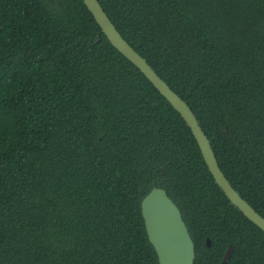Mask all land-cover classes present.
Segmentation results:
<instances>
[{
  "label": "trees",
  "instance_id": "obj_1",
  "mask_svg": "<svg viewBox=\"0 0 264 264\" xmlns=\"http://www.w3.org/2000/svg\"><path fill=\"white\" fill-rule=\"evenodd\" d=\"M99 2L264 216V0ZM154 187L182 211L194 264L230 246L226 264H264V231L84 1L0 0V264H160L141 208Z\"/></svg>",
  "mask_w": 264,
  "mask_h": 264
},
{
  "label": "water",
  "instance_id": "obj_2",
  "mask_svg": "<svg viewBox=\"0 0 264 264\" xmlns=\"http://www.w3.org/2000/svg\"><path fill=\"white\" fill-rule=\"evenodd\" d=\"M83 1L111 44L140 69L185 119L200 147L211 174L227 198L245 217L264 231V216L240 195L226 177L220 168L211 141L190 105L155 71L146 58L123 37L99 0ZM140 193L144 195L141 208L147 235L157 252L159 263L194 264L196 259L195 243L183 218L182 211L168 195L166 189L154 187L148 193L141 189ZM207 244L208 246L211 245L210 239L207 240ZM232 253L233 246H230L221 264H226Z\"/></svg>",
  "mask_w": 264,
  "mask_h": 264
}]
</instances>
